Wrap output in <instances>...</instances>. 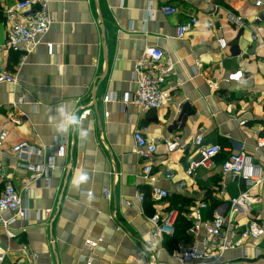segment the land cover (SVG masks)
<instances>
[{
  "label": "crops",
  "instance_id": "0c3cea01",
  "mask_svg": "<svg viewBox=\"0 0 264 264\" xmlns=\"http://www.w3.org/2000/svg\"><path fill=\"white\" fill-rule=\"evenodd\" d=\"M16 1L0 0V74L16 78L0 82V131L7 133L0 168L27 213L22 220L10 214L8 224H0L3 264H86L89 257L91 264H177L174 256L188 241L171 235L154 239L149 249L142 246L151 229L147 218L167 207L191 222L193 207L204 202L203 220L222 206L224 215L244 224L247 217L230 211L227 201L243 189L241 180L220 171L227 152L214 170L199 169L194 178L185 168L191 140L200 133L205 146H242L264 170V148L256 147L264 136V14L255 19L261 10L254 0H218L215 6L204 0H48L53 23L28 54L5 44L7 11ZM165 5L176 12L164 13ZM228 12L244 17L246 25L236 27ZM191 16L197 24L178 39L177 25ZM149 46L162 50L167 73L166 101L158 109L128 103L133 64ZM237 71L238 81L227 80ZM87 106L90 115L79 120ZM134 130L156 142L154 184L140 177ZM170 139L186 147L168 152ZM21 142L41 155L13 153ZM48 160L53 166L41 176L26 167ZM152 186L166 189L168 197L154 201ZM250 193L261 197L250 217L264 227V183ZM98 238L93 249L85 244ZM211 264H264V239L247 240Z\"/></svg>",
  "mask_w": 264,
  "mask_h": 264
},
{
  "label": "built area",
  "instance_id": "2783aa9c",
  "mask_svg": "<svg viewBox=\"0 0 264 264\" xmlns=\"http://www.w3.org/2000/svg\"><path fill=\"white\" fill-rule=\"evenodd\" d=\"M204 1L215 6V2L218 0ZM47 4L48 0L16 1L13 8L8 10L6 15L7 20L10 21L5 42L6 47L12 50H21L24 54H28L41 43L42 37L47 34L53 23ZM254 6L261 10L255 15V19L258 20L264 14V3L262 0H254ZM161 10L168 14L176 12V8L169 5L163 6ZM17 11H20L23 15L22 19L15 18V12ZM227 18L238 28L246 25L244 17L232 12L227 13ZM197 22L198 19L191 16L177 25L176 37L178 39L183 38ZM254 38L255 36H253ZM218 42L222 48L225 47V41L222 38H219ZM45 44L49 50L52 48L51 43L47 42ZM24 54L21 55V60L24 58ZM162 58L163 52L158 47L149 46L143 50L141 56L133 64L132 81L135 89L128 103L141 109H158L164 105L166 96L162 87L167 73L166 69L160 64ZM241 76L242 72L237 71L229 74L227 80L238 81ZM0 82L15 83L16 78L14 74L1 73ZM108 100V97L104 98L105 102ZM90 112L88 106L82 108L78 119L87 118ZM6 134V130L0 131V143L4 141ZM132 137L135 154L142 163L140 177L148 183L154 184L157 178L152 173V158L156 154V142L149 140L139 130H134ZM202 141L203 136L200 133L196 134L191 140L192 152L187 158L186 176L194 178L199 169L214 170L217 167L218 156L227 152L224 160L219 164L221 173L230 176L232 179H239L243 183V189L239 194L229 197L227 200L230 211L240 212L247 218L244 224H241L239 221L224 215L222 206H220L214 211V215L210 220H203L202 210L206 208V204L204 202L197 203L191 211V224L186 231L189 241L180 245L177 254L174 256L177 264H211L213 261L218 260L225 251L243 247L247 240L264 239L263 225L257 219L250 217L252 205L261 201L259 195L251 194L250 191L264 183V170L242 146L236 147L235 150H225L218 143L205 146ZM165 146L168 152L186 147L185 144L176 139L166 140ZM256 147L264 148V136L256 139ZM11 151L17 155L21 153L41 155V150H36L27 142L14 145ZM63 151L64 146L61 145L57 149V154L61 155ZM52 166V160H48L46 164L26 165L27 169L33 171L36 176H41L44 167L45 171H48ZM166 177H170V175L166 174ZM0 181L2 183L0 224L6 226L8 215L13 214L22 220L26 217L27 212L22 205L18 191L10 180L4 178L1 168ZM103 194L107 199L111 198L109 188H104ZM168 195L166 189L152 186L151 197L154 201L161 202ZM137 200L142 203L144 195L138 194ZM125 203L130 205L132 202L128 200ZM178 217V210L168 207L149 216L147 220L151 225V229L143 240V248L149 249L156 238L173 235ZM100 241H102L101 238L97 240L87 239L85 244L93 249ZM92 259V257L87 258L86 264H91ZM3 260L4 255L0 252V264H3ZM136 264H138V261Z\"/></svg>",
  "mask_w": 264,
  "mask_h": 264
},
{
  "label": "trees",
  "instance_id": "16d2710c",
  "mask_svg": "<svg viewBox=\"0 0 264 264\" xmlns=\"http://www.w3.org/2000/svg\"><path fill=\"white\" fill-rule=\"evenodd\" d=\"M222 154L221 156H223ZM223 157L225 158V155ZM224 158L221 159V162L224 160ZM169 208H173L177 210V208L175 207H169ZM178 211H179V218L177 219V222L175 225V232L173 234V237L176 239L182 238L184 241H189V237L187 236L186 231L188 227L190 226L191 222L181 215L180 209Z\"/></svg>",
  "mask_w": 264,
  "mask_h": 264
},
{
  "label": "clouds",
  "instance_id": "9594fccd",
  "mask_svg": "<svg viewBox=\"0 0 264 264\" xmlns=\"http://www.w3.org/2000/svg\"><path fill=\"white\" fill-rule=\"evenodd\" d=\"M83 178V177H82Z\"/></svg>",
  "mask_w": 264,
  "mask_h": 264
}]
</instances>
